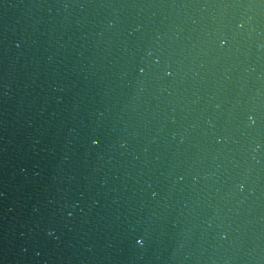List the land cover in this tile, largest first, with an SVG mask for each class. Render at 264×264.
Segmentation results:
<instances>
[{
  "label": "water",
  "instance_id": "95a60500",
  "mask_svg": "<svg viewBox=\"0 0 264 264\" xmlns=\"http://www.w3.org/2000/svg\"><path fill=\"white\" fill-rule=\"evenodd\" d=\"M0 264H264V0H0Z\"/></svg>",
  "mask_w": 264,
  "mask_h": 264
}]
</instances>
